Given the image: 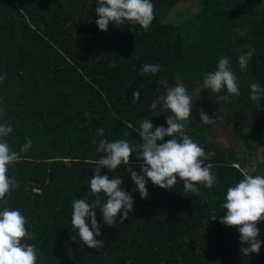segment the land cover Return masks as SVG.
<instances>
[{
	"label": "trees",
	"instance_id": "trees-1",
	"mask_svg": "<svg viewBox=\"0 0 264 264\" xmlns=\"http://www.w3.org/2000/svg\"><path fill=\"white\" fill-rule=\"evenodd\" d=\"M182 1L151 0L154 20L146 31L125 22L102 32L96 24L97 0H0V76L5 77L0 124L13 129L6 138L11 150L19 152L25 137L32 141L9 169L19 187L0 211L19 209L26 217L33 234L26 242L39 250L37 264H264V243L259 255L244 256L240 249L247 245L240 243L238 228L219 222L226 215L221 205L228 187L245 173L264 175L258 161L264 147V98L259 109L250 99L252 83L264 88V0H199L190 24L166 21ZM245 45L255 54L241 71L238 57L248 51ZM221 57L228 58L240 91L229 100L218 98L227 95L226 89L217 94L203 88V75L215 71ZM146 63L159 64L161 71L141 76ZM177 85L187 89L200 110L218 118L219 129L237 136L246 154L224 149L203 130L211 125L189 118L185 134L206 155L215 153L205 161L217 177L211 189L200 185L197 196L185 192L182 181L165 190L149 180L148 198L142 200L123 165L114 173L101 169L109 179L123 177L134 211L123 223L118 216L110 227L101 209H94L101 225L96 239L104 243L86 247L71 224L72 203L95 199L88 185L95 175L91 162L104 155L96 151L99 139L138 144L145 118L153 130L166 128L171 113L151 104ZM197 90H207L206 98L193 99ZM134 91L140 92L136 103ZM130 161L139 172L142 161L134 152ZM106 199L102 196L101 203ZM257 227L264 241V221Z\"/></svg>",
	"mask_w": 264,
	"mask_h": 264
},
{
	"label": "clouds",
	"instance_id": "clouds-1",
	"mask_svg": "<svg viewBox=\"0 0 264 264\" xmlns=\"http://www.w3.org/2000/svg\"><path fill=\"white\" fill-rule=\"evenodd\" d=\"M98 7L95 14L99 17L96 24L100 31L106 32L109 24L122 25L125 22L139 25L145 31L149 29L154 20V5L151 0H97ZM244 36V33H240ZM247 52L241 53L238 63L241 71L247 69L255 48L245 45ZM161 71V66L155 63H146L140 70V75H155ZM5 77L0 76V81ZM203 88L220 94L226 89L227 95L219 99L229 100L232 96L240 94L237 77L231 70L227 57H221L217 69L203 75ZM133 103L140 99V92H132ZM264 98V88L259 83L250 85V99L260 107V100ZM162 102V103H161ZM158 105L161 110L171 114L166 116L167 127L157 126L153 130L151 119L145 118L139 123L138 144H131L128 140L120 139L109 142L99 139L96 151L104 155L91 163L95 164L91 179L89 196L95 197L93 203L86 199H75L72 203L71 224L78 230L80 240L88 248L98 249L103 247V241L96 237L101 235V225L97 222L94 209L100 208L103 223L113 227L120 217V223L127 220L134 211L133 195L126 191L122 185L123 177L109 179L101 175V169L114 173L123 165L131 174L140 198H148L147 182L150 180L154 186L170 190L178 180L183 182V190L193 195H200V185L211 189L217 183L215 173L211 171L212 165L205 161L215 155L209 153L189 135L185 134V121L191 117L192 101L183 85L170 88L166 95L158 97L151 104L152 109ZM200 121L206 124L215 123L202 109L199 112ZM13 129L7 124H0V204L6 205L8 195L19 187L15 176H9V169L19 162L21 153H26L32 146L30 138L25 137L26 143L19 152L13 151L7 137ZM97 137L103 136V129H98ZM165 137L171 139L164 141ZM96 144L97 141L93 140ZM136 154V160L142 161L140 171H134L131 166L130 156ZM147 178V179H146ZM106 197V203H101V198ZM221 207L226 215L219 221L226 227H237L240 233V243L247 245L241 247L244 256L259 255L261 245L259 222L264 221V175H250L245 173L243 179L234 186L228 187L225 202ZM213 214L211 220H216ZM90 219L91 223L87 222ZM27 219L19 209L5 207L0 211V264H37L38 249L34 244L26 241L33 239V234L28 231Z\"/></svg>",
	"mask_w": 264,
	"mask_h": 264
},
{
	"label": "rangeland",
	"instance_id": "rangeland-1",
	"mask_svg": "<svg viewBox=\"0 0 264 264\" xmlns=\"http://www.w3.org/2000/svg\"><path fill=\"white\" fill-rule=\"evenodd\" d=\"M199 0H183L180 4L177 5V7L171 12V14L167 17L166 21L168 22H176L180 26H186L191 23L193 19L194 13H197L199 11L197 7V2ZM207 96V90H197L195 92V96H193V99H204ZM192 110H191V117L192 119L196 120L197 122H200L202 125L206 124L200 121V108L196 105V103L192 102ZM215 121V123L209 124L211 127H203V130L207 133L212 132V137H209V139H212L216 141L218 144H221V146L224 149H234L241 157H243V154H246V150L243 148H240L237 146L239 141L237 142V136L234 138L231 136V133L229 131L228 134L224 133L221 129H219V120L218 118H212ZM246 158H248L246 156ZM258 161L261 164H264V147L258 150ZM254 171V168L251 169ZM247 172V171H246ZM251 172V171H249Z\"/></svg>",
	"mask_w": 264,
	"mask_h": 264
}]
</instances>
